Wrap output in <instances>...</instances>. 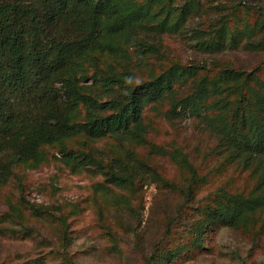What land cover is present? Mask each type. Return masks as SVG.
Returning a JSON list of instances; mask_svg holds the SVG:
<instances>
[{
	"label": "rangeland",
	"instance_id": "374dc122",
	"mask_svg": "<svg viewBox=\"0 0 264 264\" xmlns=\"http://www.w3.org/2000/svg\"><path fill=\"white\" fill-rule=\"evenodd\" d=\"M130 1L148 16L118 35L122 51L91 52L96 67L83 58L88 63L80 66L79 86L99 88V76L106 71L124 73L132 88L171 65L200 69L182 75L169 92L143 107L144 133L91 137L80 131L41 146L42 161L16 163L0 173V264H264L263 208L233 226L196 228L205 208L216 205L217 187L247 192L261 177L253 166L226 159L220 147L223 133L237 121L231 117L237 94L201 92L192 97L195 107L180 103L194 96L197 85L208 90L225 67L246 74L256 70L251 83L264 90V48L250 46L263 44L259 10L264 12V0H192L185 23L179 20L185 0ZM218 20L231 24L226 43L236 36L237 45L213 51L201 44L216 35L206 33ZM223 99H229L225 108ZM76 112V122H84L80 104ZM68 151L77 159L82 152L92 153L105 171L111 165L121 168L132 176L133 186L111 184L94 164H65L62 155ZM182 157L205 178L192 189L191 201L157 177L186 184L190 175ZM7 162L5 157L0 163ZM21 196L40 210L29 209ZM55 204L66 226L52 210ZM176 250L178 256L166 258Z\"/></svg>",
	"mask_w": 264,
	"mask_h": 264
},
{
	"label": "trees",
	"instance_id": "16d2710c",
	"mask_svg": "<svg viewBox=\"0 0 264 264\" xmlns=\"http://www.w3.org/2000/svg\"><path fill=\"white\" fill-rule=\"evenodd\" d=\"M190 8L192 0H185L179 20L185 23ZM147 16L145 8L130 0H0V162L8 157L5 165L0 163V173L16 163L42 161L41 146L80 131L91 137L131 131L136 135L144 133L143 107L169 92L182 75L196 74L200 67L171 65L155 78L132 88L126 86L124 73L110 71L99 76V88L79 86L77 81L80 66L88 63L83 58L94 61L96 67L98 59L89 57L91 52L114 55L122 51L118 35L131 30ZM259 18L264 28L263 10H259ZM229 31L231 24L218 20L210 24L206 33L216 35L201 44L213 51L222 50L226 44L237 45L236 36L226 43L225 34ZM262 43L250 46L264 48V40ZM255 71L246 74L232 67L221 68L208 90L197 85L194 96L180 102L185 104L183 108L195 107L192 97H198L201 92L237 94L232 98L231 111V117L236 116L237 121L223 133L220 147L229 161L253 166L261 174L247 192L217 187L213 196L216 205L205 208L203 218L196 223L199 231L214 223L233 226L245 214L264 209V90L251 83ZM121 89L125 92L121 93ZM227 101L221 100L223 108ZM78 104L86 115L82 123L75 120ZM62 158L73 168L81 167L84 162L94 164L115 186L126 188L134 184L132 176L121 168L111 165L105 171L101 161L90 152H82L81 159H77L68 151ZM182 162L190 175L186 184L157 177L163 185L189 200L194 186L205 178L186 157H182ZM52 189L57 190L53 186ZM21 200L29 209L40 210L23 196ZM8 205L12 210L9 202ZM52 210L66 226L61 206L55 204ZM170 225L169 221L165 237L170 233ZM179 254L180 250L169 252L166 258Z\"/></svg>",
	"mask_w": 264,
	"mask_h": 264
}]
</instances>
